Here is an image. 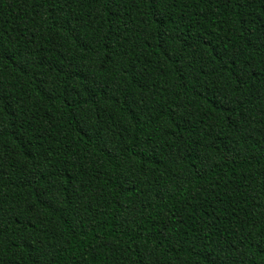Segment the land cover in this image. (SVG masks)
<instances>
[{
  "label": "trees",
  "instance_id": "16d2710c",
  "mask_svg": "<svg viewBox=\"0 0 264 264\" xmlns=\"http://www.w3.org/2000/svg\"><path fill=\"white\" fill-rule=\"evenodd\" d=\"M0 264H264V0H0Z\"/></svg>",
  "mask_w": 264,
  "mask_h": 264
}]
</instances>
